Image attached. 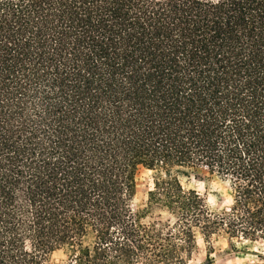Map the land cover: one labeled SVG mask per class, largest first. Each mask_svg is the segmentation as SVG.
Listing matches in <instances>:
<instances>
[{
    "label": "trees",
    "instance_id": "16d2710c",
    "mask_svg": "<svg viewBox=\"0 0 264 264\" xmlns=\"http://www.w3.org/2000/svg\"><path fill=\"white\" fill-rule=\"evenodd\" d=\"M141 168L172 220L134 208ZM216 237L264 242V0H0V264L210 262Z\"/></svg>",
    "mask_w": 264,
    "mask_h": 264
},
{
    "label": "rangeland",
    "instance_id": "374dc122",
    "mask_svg": "<svg viewBox=\"0 0 264 264\" xmlns=\"http://www.w3.org/2000/svg\"><path fill=\"white\" fill-rule=\"evenodd\" d=\"M157 173L153 170L141 168L137 174V193L133 202L134 208L143 214V221L172 220V216L160 210L156 206H148V192L153 188L154 178ZM181 181L186 187L197 189L213 208H222L229 203L228 187L224 182L204 170L190 172L188 176H181ZM214 251L211 261L206 260L205 246L201 239L197 242V249L193 254L190 264H264V242L249 244L242 248H231L223 237L213 239ZM50 264H69V256L66 250H55L50 258Z\"/></svg>",
    "mask_w": 264,
    "mask_h": 264
}]
</instances>
